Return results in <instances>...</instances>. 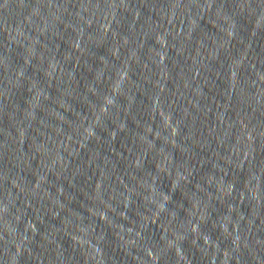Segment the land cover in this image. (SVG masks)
Segmentation results:
<instances>
[{
	"label": "water",
	"instance_id": "obj_1",
	"mask_svg": "<svg viewBox=\"0 0 264 264\" xmlns=\"http://www.w3.org/2000/svg\"><path fill=\"white\" fill-rule=\"evenodd\" d=\"M0 264H264V0H0Z\"/></svg>",
	"mask_w": 264,
	"mask_h": 264
}]
</instances>
